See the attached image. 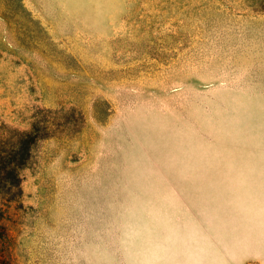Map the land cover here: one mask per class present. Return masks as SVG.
I'll return each mask as SVG.
<instances>
[{"label":"rangeland","instance_id":"rangeland-1","mask_svg":"<svg viewBox=\"0 0 264 264\" xmlns=\"http://www.w3.org/2000/svg\"><path fill=\"white\" fill-rule=\"evenodd\" d=\"M0 264H264V0H0Z\"/></svg>","mask_w":264,"mask_h":264}]
</instances>
